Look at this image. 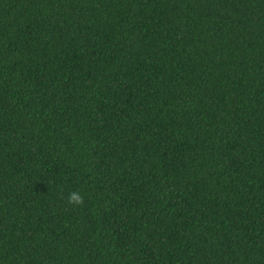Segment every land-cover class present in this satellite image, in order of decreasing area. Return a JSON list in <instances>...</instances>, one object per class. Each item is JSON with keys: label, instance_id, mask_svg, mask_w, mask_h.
<instances>
[{"label": "trees", "instance_id": "trees-1", "mask_svg": "<svg viewBox=\"0 0 264 264\" xmlns=\"http://www.w3.org/2000/svg\"><path fill=\"white\" fill-rule=\"evenodd\" d=\"M0 264H264V0H0Z\"/></svg>", "mask_w": 264, "mask_h": 264}]
</instances>
